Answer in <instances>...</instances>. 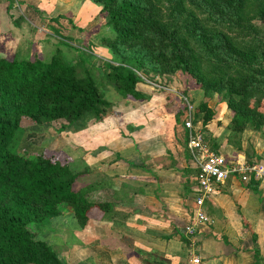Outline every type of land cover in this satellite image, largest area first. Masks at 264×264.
Segmentation results:
<instances>
[{
	"label": "trees",
	"instance_id": "1",
	"mask_svg": "<svg viewBox=\"0 0 264 264\" xmlns=\"http://www.w3.org/2000/svg\"><path fill=\"white\" fill-rule=\"evenodd\" d=\"M92 1L105 16L110 33L101 40L120 57L115 63L105 60L89 67L81 58L68 63L59 51L47 60L0 57V264H62L36 237L34 225L70 213L83 227L107 212V203L87 201L72 188L77 174L68 159L16 147L24 126L48 123L59 133L85 114L99 118L110 107L103 82L120 97L139 100L143 95L135 84L140 81L137 71L149 70L144 65L151 71H180L189 76L192 88L224 98L231 110L230 131H259L264 124V40L256 36L263 31L259 28L249 39L239 34L251 25L242 24L250 12L247 0H171L165 14L150 0ZM186 8L188 28L182 25ZM198 114L210 116L206 101L193 107V122ZM211 147L216 151L212 142ZM253 258L259 264L256 248Z\"/></svg>",
	"mask_w": 264,
	"mask_h": 264
},
{
	"label": "crops",
	"instance_id": "2",
	"mask_svg": "<svg viewBox=\"0 0 264 264\" xmlns=\"http://www.w3.org/2000/svg\"><path fill=\"white\" fill-rule=\"evenodd\" d=\"M39 1L18 0L24 10ZM151 88L137 82L135 89L143 95L139 100L104 90L110 107L100 118L84 121L90 117L85 114L76 120L66 129V144H54L56 133L47 129L50 144L45 149L59 150L60 145L77 174L72 188L87 201L108 204L100 220L83 227L72 214L53 217L61 220L55 231L58 245L50 246L57 258L62 264H194V255L197 264H254L256 248L259 264H264V188L259 183L227 178L203 203L207 223L191 239L182 234L195 191L187 131L178 116V98ZM199 92L193 91L196 96ZM202 101L203 96L195 107ZM206 107L210 116L198 114L195 124L213 151L211 142L228 159L264 161V142L257 131L232 132L222 106L216 109L207 101ZM80 133L85 135L81 138ZM247 141L252 144L249 152Z\"/></svg>",
	"mask_w": 264,
	"mask_h": 264
},
{
	"label": "rangeland",
	"instance_id": "3",
	"mask_svg": "<svg viewBox=\"0 0 264 264\" xmlns=\"http://www.w3.org/2000/svg\"><path fill=\"white\" fill-rule=\"evenodd\" d=\"M150 1L164 14L169 12V6L172 4L171 0ZM17 2L18 0H0V57L18 59L38 57L47 60L54 51H59L61 57L68 63H74L81 58L86 61L87 65H90L89 67L101 66L105 60L115 63L113 60L120 58L101 40L109 35L110 31L104 25L105 16L100 12L99 3L92 0H40L37 7L28 4V8L24 10V6L21 7ZM9 3H11V6L6 10ZM246 9L250 12L245 13V20L242 24L251 25L248 26L249 30L243 29L239 34H244L243 37L247 39L253 38L257 30L261 28L263 34L256 36L264 40V16L262 14L264 0H247ZM187 12V8L182 12V25L185 28H188V22H190L189 19H185ZM193 13L194 16H199V13L195 11ZM51 18L55 20L49 21ZM143 68L149 70L145 72L137 71L140 78L139 83H144L150 87L151 82L154 84V87L151 86L153 92L162 93L166 95V98L167 94L178 98L179 101L176 100L175 102L178 103L179 109H182L184 99H187L195 107L197 99L203 96V99L206 102L208 101L210 105H215L216 109L223 107V117L228 118L231 116V110L228 107L224 108V105L226 106L225 100L220 94L204 92L199 89L201 92L196 96L193 93L196 88H192L187 74L180 71H151L149 65H144ZM227 71L232 73L235 70L228 69ZM93 75L95 77L96 70H93ZM102 86L105 91L114 92L109 83L103 82ZM209 111L211 110L209 109ZM178 116L180 118V114ZM91 117L90 115V117H83L82 119L91 121L93 119ZM81 122L83 123V121ZM194 122L196 123V121ZM73 124L67 128H70ZM80 126L81 124L75 129ZM67 128L62 131V134L65 132L64 137L61 132L56 133V137L52 140L54 144L67 143ZM47 129L50 133H53L48 123L39 126L34 124L24 126L22 134L16 139L17 150L29 153L46 150L58 153L61 159L66 160L68 155L60 145L57 147L59 150L45 149L47 143L50 144ZM257 132L264 142V124ZM80 134L81 138L85 135V133ZM246 146L249 152V147L252 148V144L249 145L247 141ZM68 216H70V213L67 214ZM71 218L72 216L69 217V219ZM60 222L61 220L51 217V219L47 218L37 223L33 228L36 237L45 242L47 241L49 246L56 249L58 240L55 237V231L56 228H61L58 227L61 226ZM60 240L66 242V239L63 240L62 237Z\"/></svg>",
	"mask_w": 264,
	"mask_h": 264
},
{
	"label": "built area",
	"instance_id": "4",
	"mask_svg": "<svg viewBox=\"0 0 264 264\" xmlns=\"http://www.w3.org/2000/svg\"><path fill=\"white\" fill-rule=\"evenodd\" d=\"M154 87V84L151 83ZM193 106L185 103L180 115V122L187 131L186 148L189 153V163L194 168L195 191L194 207L186 224L181 231L191 239L198 234L201 226L207 223L208 217L202 206L206 199L229 177H235L242 183L250 180L257 181L264 188V162L244 160L238 157L225 158L213 151L202 134L200 128L192 121ZM190 262L197 264L198 257L191 256Z\"/></svg>",
	"mask_w": 264,
	"mask_h": 264
}]
</instances>
